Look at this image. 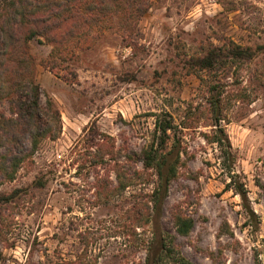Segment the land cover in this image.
<instances>
[{"label": "rangeland", "instance_id": "1", "mask_svg": "<svg viewBox=\"0 0 264 264\" xmlns=\"http://www.w3.org/2000/svg\"><path fill=\"white\" fill-rule=\"evenodd\" d=\"M130 5L72 39L49 62L54 68L44 65L53 45L31 40L42 102L49 99L59 109L62 132L42 140L13 181L0 177V264L79 257L143 264L144 231L132 207L153 184L136 154L153 141L156 121L166 114L179 125L183 157L162 229L178 236L192 264H264V0ZM144 5L149 8L140 15ZM212 44L251 54L229 55L211 68L195 65ZM214 94L223 100L233 172L246 185L258 226L229 185L230 169L213 141ZM135 170H144L148 184L134 178L126 189L117 188L118 172L129 178ZM177 213L195 221L187 237L176 232Z\"/></svg>", "mask_w": 264, "mask_h": 264}, {"label": "trees", "instance_id": "2", "mask_svg": "<svg viewBox=\"0 0 264 264\" xmlns=\"http://www.w3.org/2000/svg\"><path fill=\"white\" fill-rule=\"evenodd\" d=\"M125 2L136 7V0H0L1 180L13 181L24 161L37 151L42 140L57 139L62 132L59 109L49 99L45 104L42 102L41 86L35 78L37 62L31 53V40L44 38L53 45L52 56L44 65L54 68L49 62L55 56H61L72 39L81 38L88 27L124 10L126 6L121 5ZM148 8L141 6L139 14L143 15ZM226 49L212 44L207 55L198 57L195 65L211 68L229 55L242 57L251 54V49L240 46L231 49L233 51ZM220 97L221 94H214L209 102L216 127L213 141L219 144L224 166L230 169L232 180L229 185L241 196L248 218L258 226L246 185L240 175L233 172L232 144L222 124L223 100ZM178 126L168 114L159 117L153 141L136 154L137 161L142 162L148 176L152 177L153 184L150 192L138 195L132 207L133 219L144 231L141 245L146 258L143 264H192L181 252L178 236L167 233L161 227L165 200L182 164L183 148L176 135ZM143 171L135 170L129 178L118 172L117 188L126 189L134 178L139 179L140 185L148 184L150 178H145ZM19 192V189L14 190L12 195L15 197ZM173 221L178 235L184 237L190 235L195 225L191 216L180 213L174 215ZM87 251L86 246L82 254ZM77 263L97 264V260L86 263L83 257H79L75 262L60 264Z\"/></svg>", "mask_w": 264, "mask_h": 264}]
</instances>
